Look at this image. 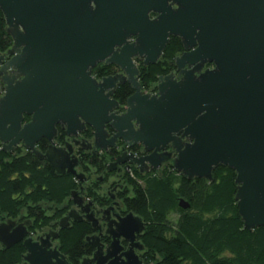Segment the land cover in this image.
Returning a JSON list of instances; mask_svg holds the SVG:
<instances>
[{"label":"water","instance_id":"1","mask_svg":"<svg viewBox=\"0 0 264 264\" xmlns=\"http://www.w3.org/2000/svg\"><path fill=\"white\" fill-rule=\"evenodd\" d=\"M0 10L13 38L0 52L4 151L23 143L81 183L86 174L74 147L100 153L119 140L142 145L145 155L124 152L109 170L127 164L145 173L169 163L188 179L213 181L215 169L227 166L236 172L244 226L264 227V0H0ZM172 36L184 46L176 71L160 76L156 93H144L136 58L156 64ZM101 63L121 72L98 78L93 69ZM126 82L134 93L120 113L113 95ZM58 126L73 143L56 145ZM88 126L93 142L79 139ZM44 138L51 143L46 152L38 147ZM80 193L72 191L75 207L59 228L86 220L99 232L93 203ZM179 206L190 203L181 198ZM107 225L111 243L88 235L96 250L81 264H146L136 252L144 249L137 241L144 219L130 211ZM32 226L31 219L1 221L0 244L22 242L20 264H70L54 243L59 230L33 236Z\"/></svg>","mask_w":264,"mask_h":264},{"label":"trees","instance_id":"2","mask_svg":"<svg viewBox=\"0 0 264 264\" xmlns=\"http://www.w3.org/2000/svg\"><path fill=\"white\" fill-rule=\"evenodd\" d=\"M12 45L13 38L0 10V52ZM183 51L181 38L172 36L156 64L145 66L141 59L139 80L143 88L157 91L160 76L176 70L175 58ZM114 70V65L101 63L93 69V75L100 78ZM133 92L127 83L119 86L116 97L126 105ZM84 136L92 138V128L88 127ZM46 146L43 139L39 148L44 151ZM81 160L84 172L91 171L90 166L98 172L104 170V162L96 156L84 154ZM133 172L134 176L129 173L126 177L128 186L122 198L127 210L146 222L142 240L148 250L147 264H264V227L249 231L244 226L235 198L238 186L233 169L218 166L213 181L188 179L171 164L160 172ZM77 187L74 175H59L48 161L31 151L11 154L0 148V222L7 218H30V232L34 234L49 226L57 227L71 208L72 200H67ZM92 189L88 197L99 199ZM181 198L190 203L189 208L179 206ZM45 201L54 206L46 207ZM59 233V249L70 264H81L84 257L93 254L94 247L86 240L92 227L86 220L72 221ZM25 253L22 242L11 248L0 244V264H20Z\"/></svg>","mask_w":264,"mask_h":264},{"label":"flooded vegetation","instance_id":"3","mask_svg":"<svg viewBox=\"0 0 264 264\" xmlns=\"http://www.w3.org/2000/svg\"><path fill=\"white\" fill-rule=\"evenodd\" d=\"M141 59L142 58H139V57L136 58V62L138 65H139V62ZM109 65H113V64H109ZM212 66H213V64H208L206 67H212ZM120 72H121L120 68L115 66L114 73H112L110 75H115V74L120 73ZM0 83H1L2 91H3V92L1 91V93L4 94L5 88H4L3 83L1 82V79H0ZM127 83L128 82H126L124 84H127ZM124 84H122V85H124ZM119 86H121V85H119ZM119 86H118V88H119ZM118 88L116 89V92L114 93L113 97L116 98L120 102L121 106H120L119 112L121 113V112L125 111L126 105H123L121 100L116 97V93H117ZM143 91H144V93H151V94H154L157 92V91L145 90L144 88H143ZM2 94H0V95H2ZM29 120H30V118L28 120L25 119V122H27ZM107 129L110 133V136H112L114 133L113 129L109 126ZM62 131H64V134L62 133ZM92 131L94 132L93 128H92ZM73 139H74L73 137H70L65 133V130L61 126H58V135H57V138L55 139V143L57 146H65V144L67 142L73 143ZM79 139L80 140H88V141L93 142L94 136H92V138H86L84 136V133H82L80 135ZM44 142L47 143V146H46V148H44L43 152H46L51 143L45 138H44ZM39 143H38V147H39ZM117 145L118 146L116 148L109 147L107 150H101L100 153L99 152L94 153L92 150H84L80 146L74 147V153L79 156L81 162H82L81 158L83 157L84 154H89L90 156H96L98 159H100L104 162V170H102L101 172H98V170L95 166L94 167L90 166L91 171L84 172V171H82L81 164H80V166L78 167V171L84 172L86 174V178L84 179L83 183H81L78 180V187L74 190H79L81 192L80 194L85 198L86 202L92 201V203H93L92 209L94 210L96 217L99 219V225L101 226V230H100L101 232L100 231L96 232L92 228V233L90 235H93L94 233L99 234L101 236V241L105 245V247H107L112 241L111 236L106 233V229L108 227V225H107L108 222L110 220H114L117 215L124 216L130 212L127 210L124 199L122 198V195L125 193V190L128 186L127 181H126V177L129 173H131V175L134 176V174H133L134 170H138L140 173H142L140 171L139 167L136 165H133L131 167H127V164H121V165H118L113 170H109L108 168L117 159V157L122 155L124 152H126L128 155L133 153L138 157L145 155V153L143 152V146L140 144L135 145L133 147H127V146H125V143L122 140H119ZM0 148L3 150V142L2 141H0ZM18 151L26 152V151H30V150H28L24 146L23 143H20L19 145L15 146L14 150L4 151V152L16 154ZM167 164H169V163H167ZM167 164H165V165H167ZM163 167L158 169V170L151 169L148 172H145L142 174L149 173L153 170L160 172V170H162ZM91 188H93L92 190L94 192H96V194L99 196V199H97L96 197H88V191ZM69 200H72V204H71V208H70V209H72L75 207V204L73 202L72 197L68 198L67 201L69 202ZM45 205H47L46 201H45ZM106 212H108V213H106ZM105 218H108V219H105ZM7 219H9V218H7ZM19 219H21V218H16V220L18 222L24 221V220H19ZM24 219H30V218H24ZM59 229L60 228H59V224H58L57 227L49 226L48 230H44V232H47L49 230H59ZM145 230L141 234H138V238H137V241L141 242L144 245V249L143 250H140L138 248L136 249V252L140 256V258L144 261V263H146L145 257L148 254L147 247L142 240V236H143ZM121 242L126 248L129 246V242L126 241L125 239H122ZM54 243L58 244L57 240L54 241ZM95 250H96V248L94 247V252H95Z\"/></svg>","mask_w":264,"mask_h":264},{"label":"rangeland","instance_id":"4","mask_svg":"<svg viewBox=\"0 0 264 264\" xmlns=\"http://www.w3.org/2000/svg\"><path fill=\"white\" fill-rule=\"evenodd\" d=\"M1 91H2V86H1V83H0V94H2ZM2 92H3V91H2ZM160 171H161V170H160ZM45 206L50 208V207H52V206H54V205H53V204H50V205L48 204V205H45ZM55 207H56V206H55ZM176 217H177V215H175V214L172 215V218H173V219H175ZM44 230H48V227L45 228ZM44 230H43V231H44ZM43 231H39V232H37V233H35V234H34V233H32V234H33V236H37L39 233L41 234Z\"/></svg>","mask_w":264,"mask_h":264}]
</instances>
